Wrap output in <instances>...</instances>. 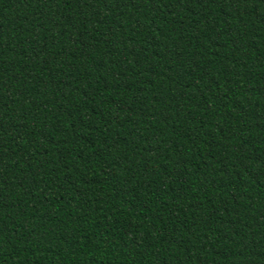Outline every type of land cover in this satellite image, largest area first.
I'll use <instances>...</instances> for the list:
<instances>
[{"label": "trees", "instance_id": "obj_1", "mask_svg": "<svg viewBox=\"0 0 264 264\" xmlns=\"http://www.w3.org/2000/svg\"><path fill=\"white\" fill-rule=\"evenodd\" d=\"M0 264H264V0H0Z\"/></svg>", "mask_w": 264, "mask_h": 264}]
</instances>
